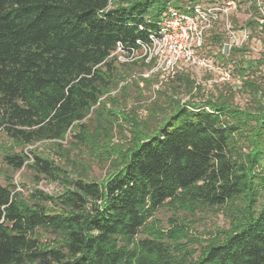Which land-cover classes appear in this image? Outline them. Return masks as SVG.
<instances>
[{
  "label": "trees",
  "instance_id": "obj_1",
  "mask_svg": "<svg viewBox=\"0 0 264 264\" xmlns=\"http://www.w3.org/2000/svg\"><path fill=\"white\" fill-rule=\"evenodd\" d=\"M111 1L0 0V127L10 140L3 159L65 185L60 194L35 189L25 197L12 180L0 181V264H264V83L257 78L264 52L246 58L247 45L219 52L233 57L253 107L235 104L227 89L199 102L168 96L142 107L145 115L120 110L118 100L109 109L103 96L113 87L155 79L127 80L138 63L151 69L154 62L118 60L119 42L148 40L168 6L226 0H115L110 8ZM248 9L247 26L264 33L256 2ZM216 29L223 25L207 31L201 50L209 38L222 41ZM185 68L176 72L179 85L201 92ZM254 69L260 75L251 77ZM114 127L129 135L114 141ZM38 142L56 157L29 147ZM83 150L109 163L103 179L90 176ZM162 206L226 210L230 226L197 249L184 221L151 222Z\"/></svg>",
  "mask_w": 264,
  "mask_h": 264
},
{
  "label": "rangeland",
  "instance_id": "obj_2",
  "mask_svg": "<svg viewBox=\"0 0 264 264\" xmlns=\"http://www.w3.org/2000/svg\"><path fill=\"white\" fill-rule=\"evenodd\" d=\"M238 2V9L232 10L230 15V23L233 26L234 35L230 33L225 25L223 30H213L212 33L222 36V41L218 42L211 38L207 40L206 46L197 54V58L201 60L200 63L190 64L183 71L189 73L197 83H199L203 89L201 92H197L196 89L190 93L189 88L186 86H180V82L177 80L176 72L174 74L166 75L162 77L161 73L155 69L151 72L152 68H147L141 63H138L132 70L127 71L126 75H129L127 80L132 82L131 79L139 80L140 75L150 73L155 77L151 84H146L144 81L139 80V83H130L125 91L120 90V85L113 87V90L109 94L103 96L106 98V106L109 109H114L116 106L112 102L113 100L119 101V109L122 108L126 112L134 109L138 110L140 114L145 115L146 110L142 107L152 106L153 102L157 101L166 104L168 96L181 98L183 101L192 99L195 102L203 101L207 96H217L220 90L229 89V93L233 94L234 103L242 107H253L254 97L252 93L248 91L246 85L243 87V79L241 77V71L236 64L231 60L232 56L221 58L219 53L223 51L226 44L231 45L235 42H243V45L248 46V51L244 56L246 58H259L264 52V33L260 29H255L247 26V22L252 18V12L248 9L249 0H240ZM201 3H207V0H202ZM264 7V0H262ZM116 6L115 0L111 1L110 8ZM226 29V30H225ZM211 35V34H210ZM228 47V46H226ZM227 50V48H226ZM229 51L226 52V54ZM220 54V55H219ZM235 57V56H234ZM182 71V70H181ZM260 69H254L251 72V77L260 75ZM264 76V70H263ZM261 83H264L263 77H257ZM254 80V79H253ZM168 91V92H163ZM140 109V110H139ZM121 110V109H120ZM108 112L107 109H104ZM122 114V113H121ZM96 113L93 110L88 120L93 123L95 121ZM112 120L118 125L126 126L125 121L119 117H114ZM114 141L124 139L129 135V132L125 127H114ZM72 138L63 142V147L67 148L70 145ZM5 132L0 127V181L7 185L10 180L16 185L15 191H19L23 196L27 197L35 189H42L50 194H60L65 185L59 180L49 179L42 175H38L32 169L24 166L19 170L11 169L4 161V154L2 152V145L9 144ZM30 148H37L38 150L50 153L53 157L56 154L51 150V146L48 142H38ZM26 147L24 150L26 151ZM22 148L17 147L15 151L19 152ZM77 150L74 151L76 153ZM81 158L90 161V176L93 179L101 180L110 171L109 163L97 162L90 156V152L84 150L79 154ZM262 200V199H261ZM178 218L180 221L187 223L191 230L193 238L196 240L194 243L195 248H199L201 244H206V239L217 234L220 230L226 229L230 226V218L226 210H217V208H205L197 211L195 214H189L183 211L174 213L167 206L160 207L153 217L150 219L152 223L159 225V227L168 228L170 226V219L172 217ZM146 234H144L145 236ZM141 236V234L139 235Z\"/></svg>",
  "mask_w": 264,
  "mask_h": 264
},
{
  "label": "built area",
  "instance_id": "obj_3",
  "mask_svg": "<svg viewBox=\"0 0 264 264\" xmlns=\"http://www.w3.org/2000/svg\"><path fill=\"white\" fill-rule=\"evenodd\" d=\"M237 1L226 0L212 5L199 4L186 10L168 6L162 12L157 27L151 31L148 40H138V47H126L119 42L112 55H116L122 62L135 60H144L149 64L154 62L153 68L157 69L162 77L174 74L178 69L190 64L200 63L201 60L197 58V54L205 43L207 31L215 24L225 25L226 29L234 35L235 32L232 31L234 28L229 19L232 10L239 7ZM252 2H256L259 8L260 24H264L262 0H249V4ZM242 45L243 42H235L233 47ZM230 46L226 44L223 52L229 51ZM153 68L151 72L154 71Z\"/></svg>",
  "mask_w": 264,
  "mask_h": 264
}]
</instances>
